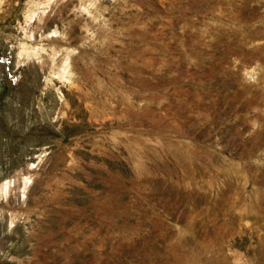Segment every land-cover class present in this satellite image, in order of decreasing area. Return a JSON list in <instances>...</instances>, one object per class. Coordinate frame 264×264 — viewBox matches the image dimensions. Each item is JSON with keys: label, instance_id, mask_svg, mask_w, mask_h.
Segmentation results:
<instances>
[{"label": "rangeland", "instance_id": "rangeland-1", "mask_svg": "<svg viewBox=\"0 0 264 264\" xmlns=\"http://www.w3.org/2000/svg\"><path fill=\"white\" fill-rule=\"evenodd\" d=\"M0 264H264V0H0Z\"/></svg>", "mask_w": 264, "mask_h": 264}]
</instances>
